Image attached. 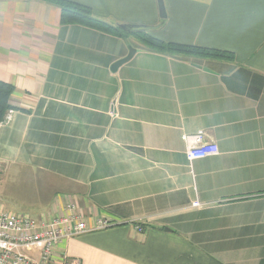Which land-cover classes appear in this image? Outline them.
Wrapping results in <instances>:
<instances>
[{
    "label": "crops",
    "instance_id": "crops-1",
    "mask_svg": "<svg viewBox=\"0 0 264 264\" xmlns=\"http://www.w3.org/2000/svg\"><path fill=\"white\" fill-rule=\"evenodd\" d=\"M69 1L234 59L151 52L61 25L54 5L0 0V81L14 88L0 190L12 172L31 198L0 209L55 216L67 199L87 227L114 224L60 244L80 264H264V0H163L165 19L156 0ZM199 131L218 154L189 165L182 136Z\"/></svg>",
    "mask_w": 264,
    "mask_h": 264
},
{
    "label": "built area",
    "instance_id": "built-area-1",
    "mask_svg": "<svg viewBox=\"0 0 264 264\" xmlns=\"http://www.w3.org/2000/svg\"><path fill=\"white\" fill-rule=\"evenodd\" d=\"M8 115V113L6 114ZM186 159L194 160L218 154L217 147L205 141V134L183 135ZM194 206H199L197 202ZM108 220L98 219L86 226L82 212L74 201L64 199L57 215L33 218L0 209V264H80L61 251L60 244L81 234L111 228ZM141 231V228H136Z\"/></svg>",
    "mask_w": 264,
    "mask_h": 264
},
{
    "label": "trees",
    "instance_id": "trees-1",
    "mask_svg": "<svg viewBox=\"0 0 264 264\" xmlns=\"http://www.w3.org/2000/svg\"><path fill=\"white\" fill-rule=\"evenodd\" d=\"M56 6L60 10L61 25H81L103 33L123 38L132 39L144 49L172 57L182 59H211L221 61H232L233 54L227 51L202 48L192 45H182L164 42L146 29L127 32L121 27L95 18L88 6L69 0H36ZM14 92L12 85L0 81V123L6 113L11 110L10 98Z\"/></svg>",
    "mask_w": 264,
    "mask_h": 264
},
{
    "label": "rangeland",
    "instance_id": "rangeland-1",
    "mask_svg": "<svg viewBox=\"0 0 264 264\" xmlns=\"http://www.w3.org/2000/svg\"><path fill=\"white\" fill-rule=\"evenodd\" d=\"M97 19L108 23L114 22L113 20H109V18L108 20L107 19L105 20L101 17ZM134 31H138V30H134ZM20 181L21 179L12 176V172H10V175L6 177L5 185L0 190V203H2V206L4 205L6 207L5 209H10L14 207L20 208V206L26 207L31 203L30 201L31 198H26L22 192V189H24L26 185H19L18 182ZM21 182L25 183V181H21Z\"/></svg>",
    "mask_w": 264,
    "mask_h": 264
},
{
    "label": "water",
    "instance_id": "water-1",
    "mask_svg": "<svg viewBox=\"0 0 264 264\" xmlns=\"http://www.w3.org/2000/svg\"><path fill=\"white\" fill-rule=\"evenodd\" d=\"M156 3H157V9H158L159 18L160 19H165L166 18V12H165V8H164L163 0H156ZM119 27H121L122 30H125L127 32H132L134 30H141V28L136 27V26H119ZM135 53H136V50L129 45L127 55L124 58L114 62L112 64L111 68H110V71L112 73H115L118 70V68L120 66H122L123 64L127 63L134 56ZM114 103L115 102H113V104Z\"/></svg>",
    "mask_w": 264,
    "mask_h": 264
}]
</instances>
